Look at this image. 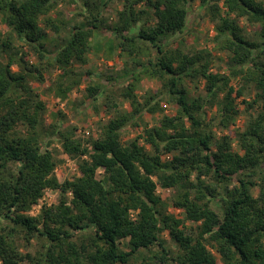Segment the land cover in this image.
Instances as JSON below:
<instances>
[{"label":"trees","instance_id":"trees-1","mask_svg":"<svg viewBox=\"0 0 264 264\" xmlns=\"http://www.w3.org/2000/svg\"><path fill=\"white\" fill-rule=\"evenodd\" d=\"M71 1L77 7L72 16L81 20L69 28L71 22L51 14L59 0H0L2 22L11 32L1 44L6 64L0 65V262L33 261L14 249L9 237L22 235L27 242L45 240L39 264H128L152 247L159 250L155 264H218L210 246L223 264H264V0H199L200 10L206 8L214 23L219 49L229 58L226 76L210 72L209 53L188 55L168 46L187 31L195 0H146L156 20L147 28L142 25L144 12L134 11L141 0H125L115 26L107 30L102 11L112 0ZM239 19L258 27L254 39L245 38ZM43 29L61 37L52 52L45 47ZM106 33L118 50L135 57L137 67L128 78H157L162 91L140 103L129 86L124 98L130 101V113L110 117L90 147L61 132L57 123L48 134L41 129L45 106L28 79L40 81L42 71L56 69L64 81L71 64L87 63L90 40ZM17 42L26 50L14 52ZM147 50L153 57L138 60ZM29 53L37 65L27 62ZM13 66L19 71L13 72ZM237 78L240 87L235 90L230 80ZM198 79L204 80L206 95L189 102L185 82ZM97 80V86L86 89L94 104L109 87L120 84L112 78ZM249 86L260 112L238 135L239 156L232 152L229 137L215 142L205 108L216 105L215 119L227 128L237 114L234 101L244 97ZM71 88L57 84V97L63 100ZM165 96L172 97L177 116L162 115L157 126H144L139 137L122 144L121 132L140 126L144 114L163 113ZM105 106L108 112L116 109L110 102ZM55 140L64 155L78 161V176L71 181L59 182L54 174L57 161L50 147ZM164 156L170 158L163 161ZM158 187L175 191L172 203L183 218L167 214ZM48 189L63 195L56 210L29 216ZM67 193L72 205L66 202ZM87 231L92 238L78 250L70 240L74 233ZM163 231L176 245L175 253L160 239ZM122 240L127 251L120 248Z\"/></svg>","mask_w":264,"mask_h":264},{"label":"rangeland","instance_id":"rangeland-1","mask_svg":"<svg viewBox=\"0 0 264 264\" xmlns=\"http://www.w3.org/2000/svg\"><path fill=\"white\" fill-rule=\"evenodd\" d=\"M125 0H112L102 11V18L104 21L105 29H111L115 26L117 21V13L122 10ZM221 9V15L226 16L225 9L223 8V3L219 4ZM77 7L71 0H59L57 7L51 12L53 18L59 15L61 18H65L71 25L80 22L81 18L72 16L73 12ZM134 11L144 12L142 14V25L144 28L155 26L156 20L154 18L153 9L150 3L146 0H141L134 5ZM192 11L189 20V26L185 34L178 38L172 44L168 46L172 49H180L185 54H194L206 52L210 54V64L209 70L211 73H218L220 75H228L229 68V58L226 53L219 49V45L215 41V29L214 23L210 19V14L208 10L204 8L200 10V1L195 0L192 4ZM234 18L233 15L230 16ZM238 26L240 27L243 35L246 39H254L257 34L258 27L249 25L244 20H238ZM43 28V26H42ZM45 33V47L49 52L54 51L61 45V37H56L50 30L43 29ZM11 32L2 22L0 15V65L6 64V55L1 47L2 42H4ZM15 41V39H13ZM90 50L87 55V63L85 65L71 64L68 67V77L64 81H61L59 76L62 74L61 71L56 69H50L47 71H42V80L38 81L33 78L28 79V84L31 87L33 94L36 99L40 100L45 106V114L43 116V127L47 133H51L52 125L55 123L60 125L61 132L70 135L74 139L80 141L85 146H91L92 142L95 141L100 133L101 126L105 124L110 117L115 115L116 112L130 113V101L124 98V92L131 86L136 99L140 103H144L148 97L155 95L162 91L163 82L157 78L149 77L148 75H140L136 79L128 78L130 74L134 71V56L128 55L125 52H121L117 48V43H115L113 37L108 33L95 35L90 40ZM26 50V47L20 43L14 45V52H19L20 48ZM22 50V49H20ZM152 50V49H151ZM155 51V49H153ZM152 50V51H153ZM152 51H143L137 55L138 60L145 62L147 57H153ZM29 64H36L35 57L29 53L26 57ZM13 72H18L19 68L13 66ZM88 73V74H87ZM98 77L103 80L106 78H112L114 80L120 81L119 85L109 87L107 92L101 94L98 101L94 104L89 101V95L86 91L88 87H95L99 83ZM128 81H127V80ZM121 80H125L122 83ZM62 83V88L71 87V91L67 94L66 98L61 100L56 95V85ZM185 85L188 88V101L192 102L193 99L200 96L205 97L204 85L205 82L202 79L190 81L187 80ZM230 85L238 90L240 87L239 79H231ZM245 96L234 101V108L237 114L233 122L227 127L223 128L218 125L215 115L217 112V106L206 107V123H211V132H213L215 137V142L220 141V138L227 136L230 138L231 150L233 153H237L239 156L243 155L240 148V139L238 135L245 132L249 122L260 112V104L254 103L255 91L249 86L245 89ZM222 95L218 98L220 99ZM234 97V95H232ZM172 97L165 96L162 103L163 113L160 115H149L144 114L139 121L138 127H129L121 132L120 139L122 144H127L129 141L139 137L142 134V129L145 127H155L159 124V120L162 115L173 117L177 116L178 108L171 102ZM110 102L112 112H108L105 104ZM24 133V129L22 127ZM215 144L212 148L215 151ZM54 159L57 161V165L54 174L59 182L65 180L71 181L78 176V161L77 159H71L62 153L60 143L54 141L50 147ZM169 157L164 156L163 161H167ZM264 171V165L262 166ZM102 171L98 172V177H102ZM253 181L260 184L258 177H254ZM211 184H215L212 182ZM234 185V182L232 183ZM258 187L254 189V195L258 194ZM157 196L166 204L167 214L173 215L177 218H183V211L176 209L173 206L172 200L174 198L175 191L173 189H161L157 188ZM63 195L59 190H46L43 197L38 202L37 205L31 208L28 215L31 217H39L43 210L51 209L56 210L59 205ZM67 198L66 202L68 205H72L71 194L67 193L65 195ZM215 208V207H212ZM187 226H190L187 223ZM14 243V249H16L20 254H29L33 261L25 260L18 264H39L38 258L41 252H43V246L45 245V240L41 238L31 239L27 242L22 235H9ZM92 238V232H76L73 234L70 243L76 246L79 250L81 243L86 242ZM160 239L163 243L173 250L175 253L177 251L176 245L170 238L167 231H163L160 234ZM120 248L122 251H127L126 241H120ZM65 249V248H64ZM211 253L215 256L218 264H223L220 261V257L215 253V250L209 247ZM159 250L157 247H152L149 250H142L135 254L130 263L128 264H144L146 262L152 261L155 264L153 256L155 257ZM155 254V255H154ZM0 264H2L0 262ZM159 264V263H158Z\"/></svg>","mask_w":264,"mask_h":264}]
</instances>
